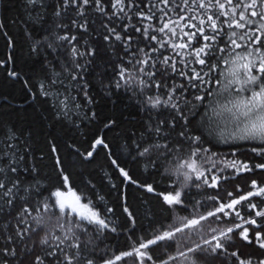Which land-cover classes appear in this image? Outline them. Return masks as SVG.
<instances>
[{
	"label": "snow or ice",
	"instance_id": "1",
	"mask_svg": "<svg viewBox=\"0 0 264 264\" xmlns=\"http://www.w3.org/2000/svg\"><path fill=\"white\" fill-rule=\"evenodd\" d=\"M40 2L42 3L43 0ZM159 2L167 7L170 0H159ZM26 3L35 5L37 0H26ZM142 4L143 0H140L139 3L137 0H56L53 12L55 17H61L62 14L69 16L70 10L74 15L70 16L67 23L63 21L55 23V28L63 30L62 34L56 35L57 47L62 51L55 58L60 64L61 70L55 71L56 66L52 65L54 77L47 82L40 83L39 95L49 98L53 108L57 109L58 117L61 114L67 117L73 108L80 109L94 103L89 92L87 75L90 70L96 71V68L92 67L95 64L96 49L80 44V40L90 32V25L95 24L88 13L95 12L108 21L114 20L116 23L123 20L131 21L133 16H136L140 21L156 19L154 12L148 14L142 10ZM192 4L203 10L201 18L198 19L196 15L185 17L178 14V19L185 21L180 32H177L179 26L177 21L171 19L165 20L160 27L150 24L147 28H142L134 24H124L122 25L123 35L117 31L115 24L102 23L101 25L108 32L103 39L105 41L112 39L123 41V51L130 57L128 65H131V69L121 62L116 65L118 70L113 71L114 77H119L114 80L115 88L120 89L124 84H136L139 89L138 103L140 111L146 115V120L144 131L134 141L137 155L150 158L155 166V163L161 159L171 156L175 146L184 141L189 144L187 158L176 163L169 173L176 177L172 181L173 190L160 194L162 201L172 210L186 209L189 206L190 198L185 189L193 180L200 181L211 188L218 186L219 178L213 176L210 183L205 172L211 169L201 170L202 165L198 163V161L210 157L211 150L203 146L204 141L200 135L189 132L193 118L198 115L197 112L192 111L198 107L195 102L203 104L206 96L197 94L194 95L193 100H188L184 93L190 88L199 91L204 84L212 82L205 80L204 75L211 74L220 68V62L227 66L226 73L221 71L226 83H222L219 77L215 79L214 83L222 85V92L235 93L232 99L227 100V103L219 105L220 112H217L215 108L212 109L217 116L227 113L228 118L235 125L234 131L230 133V140L225 138L224 142H251L253 144L251 151L264 156V0H191V3L190 0H184L185 8L183 10L190 9ZM143 6L147 7L146 4ZM133 8H136L137 11L131 13ZM161 11L163 10L161 9ZM209 11L212 12L211 15L208 14ZM164 16H167L166 12ZM197 19L198 23L188 22ZM44 21L45 17L41 15L38 17L37 23L43 25ZM2 26L0 25V27ZM129 26L133 28L134 33L140 34L137 40L158 41L161 47L168 45L172 37H178L184 42L171 44L173 51L190 48L191 52L188 54L193 56L195 62L202 68L207 66L208 72L205 74L200 71H196L194 74L179 72L178 75L184 76L188 81V84L185 85L177 84L169 72V69L172 72L177 69L175 63H169L171 57L160 60L159 63L162 67L157 71L149 70V68L156 67V62L142 47L130 51L134 37L128 34ZM70 28H75L76 33L82 35L72 34L68 31ZM183 28L195 29V31H183ZM227 29L242 31L238 35L233 30L229 36ZM43 30L45 35L34 40L32 51L39 54V51L46 47L51 49L55 55L57 48L52 43H47L52 26L49 25ZM153 32L170 33L171 35L166 41L152 34ZM237 49L242 50L237 51ZM150 51L156 52L157 49L152 47ZM140 53H143V56ZM176 54L180 55L179 52ZM3 63L0 61V64ZM106 70L105 66V69L97 74L103 76L106 74ZM133 70L136 75L132 74ZM9 74L18 75L16 72ZM196 81L200 83H196ZM103 83L104 81L101 80L102 85ZM133 94L137 95L135 92ZM32 95L35 98L36 94ZM206 95L210 96L212 93L208 92ZM92 116H95V112H92ZM113 123L115 121H109L105 127ZM173 133L178 139L170 141ZM18 139L12 130L0 133V264H45L46 258H48L47 264H96V259L90 255L94 251L89 247L91 241L81 238L87 232V226L83 222L98 226V231L109 229V223L106 219L101 218L89 203H83L81 196L76 192L71 189H68L67 192L61 190L69 184L70 177L64 174L62 162L58 156L55 166L59 169L57 179L60 181L61 187L54 191L45 188L39 178V169L34 164L29 165L28 163L27 147L21 149L16 143ZM100 145L108 147L102 138H96L91 146L92 150L87 152L85 158L92 157L96 147ZM51 152L57 153L58 149L53 145ZM194 157L196 159H193ZM113 164H116L115 160H113ZM231 166L235 168L236 163L233 162ZM254 167L264 169V163L256 164ZM252 170L247 164H242L237 172H251ZM119 171L129 182L136 183L123 168H120ZM193 186L199 189L201 184L195 183ZM144 187L150 193L155 191L152 185ZM251 188L254 191L250 190L238 198L234 197L232 192H228L227 195L233 197L230 202H219L218 196L207 197V199L218 202L215 209L209 210L207 215L200 214L198 217L195 215V208L199 205V201H196V204L192 205L193 212L180 217L178 225L169 224L155 231V234L150 238L140 239L130 251H124L114 258L104 259L102 264H117V261H124L128 257L134 258V264H172L181 258L188 264H199L201 258L216 257L226 253L228 248L224 241H230L231 234L237 229H240L238 235L242 240L249 244L255 242L261 250H264V232L256 231L255 241H253L249 237V228L243 227V224L258 226L257 220L255 218L245 219L241 215V211L237 209V205H243L254 211L255 217L264 218V208H259L258 204L251 202V198L261 197V202L264 203V186L258 184L256 180H252ZM237 191H239V187H237ZM45 192L48 193L47 196H45ZM30 202L39 205L36 208L37 212L41 208L44 213L58 209L59 215L55 227L62 232V236H54L50 241L47 221L43 215L33 218L35 226L26 222V216L31 215ZM124 211L128 213L134 226L135 220L132 214L128 212L127 208ZM218 214H222L224 217L234 214L243 221V224H234V226L222 229L218 236L213 235L211 239L201 238L202 244L196 243L194 246L187 247L186 250H180L178 234L186 235L187 239L184 241L186 244L187 240L202 229V221H206L210 217L220 219ZM66 216L72 218L61 222ZM111 231L115 232L117 229L112 227ZM211 231L215 232L216 229H211ZM205 245L207 247H204ZM173 248L176 254L170 251ZM161 250L164 255H158ZM189 254L192 255L189 256ZM230 255L236 257L237 264H264V256L254 260L252 256L246 259L241 258L242 254L238 251H232Z\"/></svg>",
	"mask_w": 264,
	"mask_h": 264
},
{
	"label": "trees",
	"instance_id": "2",
	"mask_svg": "<svg viewBox=\"0 0 264 264\" xmlns=\"http://www.w3.org/2000/svg\"><path fill=\"white\" fill-rule=\"evenodd\" d=\"M137 2L139 3L140 0ZM144 4L147 7H144ZM55 5L56 0H43L42 3L37 0L35 5L27 4L26 0H0V25H3L0 27V61L4 62L0 64V133L6 130L16 133L19 138L16 143L21 149L27 147L28 163L29 165L34 164L39 169L41 184L49 191L61 187L60 181L57 179L59 169L55 166L58 156L62 162L64 174L70 177L69 184L61 190L71 189L76 192L81 196L83 202L89 203L101 218L106 219L109 223V229L98 231L97 226L83 222L87 226V232L81 238L91 241L89 247L94 251L90 255L94 256L96 264H102L104 259L114 258L124 251H130L140 239L150 238L155 234V231L169 224L178 225L180 217L193 212L192 205L196 204V201H199V205L195 208V215L198 217L200 214L207 215L209 210H214L218 205L217 201L207 199L209 196H218L219 202H230L233 197H229L228 192H232L234 197L238 198L250 190L254 191L251 188L252 180H256L258 184L264 186V169L254 167L256 164L264 163V156L251 151L253 146L251 142H224L225 138L230 140V133L234 131L235 125L228 118L227 113L217 116L212 111L215 108L217 112H220L219 105L227 103V100L232 99L235 95V93L222 92V85L214 83L217 77L222 83H226L221 71L226 73L227 66L222 62L216 71L204 75L205 80L212 82L204 84L199 91L190 88L184 93L188 100H193L194 95L197 94L206 96L203 104L194 101L198 107L192 111L197 112L198 115L193 118L189 132L200 135L204 141L203 146L211 150L212 155L198 163L202 165L201 170L211 169L205 172L210 183L213 176L219 178L218 186L211 188L200 181L193 180L185 189L190 198L189 206L186 209L172 210L162 201L160 194L173 190L172 181L176 177L169 173L176 163L187 158L188 142L184 141L175 146L171 156L161 159L155 163V166L150 158L137 155L134 141L144 131L146 120V115L140 111L138 103L139 89L136 84H124L120 89L115 88L114 80L119 77H114L113 71L118 70L116 65L121 62L131 69V65H128L130 57L123 51V41L114 39L105 41L103 39L108 32L101 25L102 23L115 24L117 31L123 35L122 25L124 24H134L142 28H147L150 24L160 27L165 20L171 19L177 21L179 25L177 32H180L185 21L179 20L178 14L185 17L196 15L199 19L203 10L196 8L195 4H192L190 9L183 10L185 8L184 0H170L167 7L159 0H143L142 10L148 14L154 12L156 19L140 21L136 16H133L131 21L123 20L119 23L114 20L108 21L95 12H89L88 15L91 20L95 21V24L90 25V32L80 40V44L96 49L95 64L92 66L96 68V71L90 70L87 75L89 92L94 103L80 109L73 108L67 117L62 114L58 117L57 109L53 108L49 98L39 95V85L54 77L52 65L56 66L55 71L61 70L60 64L55 58L62 51L57 47L56 35L62 34L63 30L55 28V23L60 21L67 23L74 13L70 10L69 16L62 14L61 17H55L53 15ZM136 11V8L131 9V13ZM165 12L167 16H164ZM208 14L211 15L212 12L209 11ZM41 15L45 17L43 25L37 23L38 17ZM198 19L188 22L198 23ZM49 25L52 26V32L48 35L47 43H52L57 48L56 54L54 55L52 50L46 47L40 50L39 54L34 53L32 51L34 40L43 37L45 35L43 29ZM224 27L226 28V25ZM233 30L238 35L242 31L227 29L229 36ZM68 31L72 34L82 35L76 33L75 28H70ZM183 31H195V29L183 28ZM128 34L134 37L130 51L142 47L156 62V67L149 68V70L157 71L162 67L159 63L160 60L165 57L172 58L169 63H175L177 69L175 72L169 69V72L177 84H188L184 76L178 75L181 71L187 74H194L196 71H200L202 74L208 72L207 66L202 68L195 62V58L188 54L191 52L190 48L173 51L171 44L184 42L178 37H172L168 45L161 47L158 41L137 40L140 34L134 33L131 26L128 28ZM152 34L166 41L171 35L158 32ZM209 34L211 33L209 32ZM152 47H155L157 51L151 52ZM241 50L237 49V51ZM177 52L180 55H177ZM140 55L143 56V53ZM105 66L106 74L99 76L97 73L105 69ZM10 72H16L18 75L12 76L9 74ZM132 74L136 75L134 70ZM140 75L142 76V74ZM144 78L146 79V77ZM101 80L104 81L103 85ZM196 83L200 82L196 81ZM134 92L137 95H134ZM208 92H211L212 95H206ZM33 93L36 94L35 98H33ZM92 112H95L94 117ZM205 113L207 114L205 115ZM109 121H115V123L105 127ZM96 138H102L108 147L97 146L93 156L86 159L85 156L88 151L92 150L91 146ZM177 139L175 133L170 137V141ZM53 145L58 149L57 153L51 152ZM113 160L116 161V164H113ZM233 162L236 163L235 168L231 167ZM242 164H247L253 170L237 172ZM120 168H123L136 183H131L122 176ZM195 183H200L201 187L195 188L193 186ZM145 185H152L155 191L148 192ZM237 187H239V191H237ZM47 194L45 192V196ZM251 202L258 204L259 208H264L261 197H253ZM37 207L39 205L30 202L31 215L26 216V222L35 226L33 218L43 215L47 221L50 241L54 236H62V232L55 227L59 215L58 209L44 213L42 208L37 212ZM125 208L132 214L135 220L134 226L128 213L124 211ZM237 209L241 211V215L245 219L255 218L258 226L243 224V221L234 214L230 217L218 214L220 219L210 217L208 220L202 221V229L187 240L186 244L184 243L187 239L186 235L178 234L180 250H186L187 247L194 246L196 243L202 244L201 238L211 239L213 235L218 236L222 229L234 226V224H243V227L249 228V237L255 241V232H264V218L255 217L254 211L243 205H237ZM71 218L66 216L61 222H66ZM112 227H115L117 231L112 232ZM211 229H216V231L212 232ZM239 231L240 229H237L231 234L230 241H224L228 248L226 253L216 257L201 258L199 264H237L236 257L230 255L232 251H238L242 254L241 258L245 259L252 256L255 260L264 256V250H261L255 242L249 244L242 240L238 235ZM170 251L176 254L174 248ZM158 255H164V252L161 250ZM191 255L189 254V256ZM47 261L48 258L45 259V264ZM182 262L188 264L183 261V258L172 262V264H182ZM117 264H134V258L128 257L124 261H117Z\"/></svg>",
	"mask_w": 264,
	"mask_h": 264
},
{
	"label": "rangeland",
	"instance_id": "3",
	"mask_svg": "<svg viewBox=\"0 0 264 264\" xmlns=\"http://www.w3.org/2000/svg\"><path fill=\"white\" fill-rule=\"evenodd\" d=\"M66 192L68 191V190H65ZM83 202V201H82ZM83 203H85V202H83ZM78 219V218H77ZM86 222V221H85ZM96 226V225H95ZM98 227V226H97Z\"/></svg>",
	"mask_w": 264,
	"mask_h": 264
},
{
	"label": "bare ground",
	"instance_id": "4",
	"mask_svg": "<svg viewBox=\"0 0 264 264\" xmlns=\"http://www.w3.org/2000/svg\"><path fill=\"white\" fill-rule=\"evenodd\" d=\"M228 116V115H227ZM228 132V131H227ZM232 167V166H231ZM230 223V222H229Z\"/></svg>",
	"mask_w": 264,
	"mask_h": 264
}]
</instances>
